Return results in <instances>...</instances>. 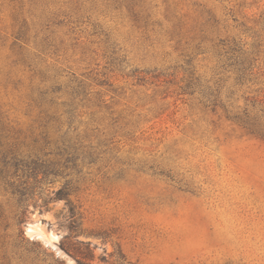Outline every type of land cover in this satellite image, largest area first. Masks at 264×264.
<instances>
[{"label":"rangeland","instance_id":"1","mask_svg":"<svg viewBox=\"0 0 264 264\" xmlns=\"http://www.w3.org/2000/svg\"><path fill=\"white\" fill-rule=\"evenodd\" d=\"M0 122V264H264V0H0Z\"/></svg>","mask_w":264,"mask_h":264},{"label":"trees","instance_id":"2","mask_svg":"<svg viewBox=\"0 0 264 264\" xmlns=\"http://www.w3.org/2000/svg\"><path fill=\"white\" fill-rule=\"evenodd\" d=\"M4 130L5 128L1 125L0 122V154H1V158L0 161L2 163V167L0 169V175L1 177L7 179V177L10 176V168L11 167H19L20 165L23 164V157H21L20 153L18 152V148L15 145H5L3 139H4ZM35 166H31L30 164H26V166H28L30 168V170H32L31 172H33V174L36 173H40L43 172L44 174H46L45 170H41L43 168H39V166L37 165V161L35 160L34 162ZM32 174V173H31ZM31 187H26L23 191L25 192H20L22 197H27L29 194H27L30 190ZM68 238V237H67ZM62 245H64L67 249V251H77L76 248H74L73 246H71V244L68 242H62ZM77 261L79 264H85V262H83L82 260H80L79 258H77Z\"/></svg>","mask_w":264,"mask_h":264}]
</instances>
